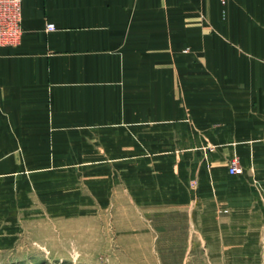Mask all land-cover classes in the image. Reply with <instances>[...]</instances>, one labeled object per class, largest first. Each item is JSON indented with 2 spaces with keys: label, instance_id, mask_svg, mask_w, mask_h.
<instances>
[{
  "label": "crops",
  "instance_id": "crops-1",
  "mask_svg": "<svg viewBox=\"0 0 264 264\" xmlns=\"http://www.w3.org/2000/svg\"><path fill=\"white\" fill-rule=\"evenodd\" d=\"M22 28L18 45L0 47V164L94 130L116 133L117 149L139 148L142 133L169 148L209 143L226 166L229 144L264 130L262 104L236 92L264 86V0H24Z\"/></svg>",
  "mask_w": 264,
  "mask_h": 264
},
{
  "label": "rangeland",
  "instance_id": "rangeland-1",
  "mask_svg": "<svg viewBox=\"0 0 264 264\" xmlns=\"http://www.w3.org/2000/svg\"><path fill=\"white\" fill-rule=\"evenodd\" d=\"M236 87L264 122V86ZM93 131L0 164V264H264V130L229 144L244 160L237 176L209 143L169 148L142 133L139 148L117 149L116 133Z\"/></svg>",
  "mask_w": 264,
  "mask_h": 264
},
{
  "label": "built area",
  "instance_id": "built-area-1",
  "mask_svg": "<svg viewBox=\"0 0 264 264\" xmlns=\"http://www.w3.org/2000/svg\"><path fill=\"white\" fill-rule=\"evenodd\" d=\"M23 2L24 0H0V47L16 46L21 42ZM54 30L53 24L47 25L48 32ZM228 172L231 176L241 174L242 166L238 158L230 160Z\"/></svg>",
  "mask_w": 264,
  "mask_h": 264
}]
</instances>
